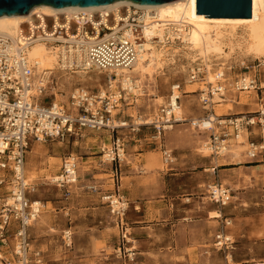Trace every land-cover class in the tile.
I'll use <instances>...</instances> for the list:
<instances>
[{
  "label": "built area",
  "instance_id": "2783aa9c",
  "mask_svg": "<svg viewBox=\"0 0 264 264\" xmlns=\"http://www.w3.org/2000/svg\"><path fill=\"white\" fill-rule=\"evenodd\" d=\"M147 15L144 9L136 6L122 7L114 12H80L74 16L58 14L51 17L34 15L32 22L22 25L17 36L0 33V264H47L45 253L31 248L30 229L39 217L44 206L36 202V188L27 183L25 176L26 158L32 144H46L51 141L61 143L79 140L85 132L107 133L112 139L111 164L114 186L112 194L103 200L111 214L124 224L129 209L128 201L117 194L121 181L122 161L120 150L125 151L121 130L132 128L126 121L125 108L133 106L136 97L133 86L125 88L118 83V69H132L143 50V26ZM49 47H65L73 56L68 63V71H98L104 73L106 88L104 94L91 92L80 86L74 88L66 101H42L40 96L31 93L34 70L28 61V49L35 43ZM69 65H71L69 67ZM263 64L254 65L255 69ZM248 78V79H247ZM241 76L230 84L237 92L259 91L257 78ZM226 76H216L208 86L209 98L201 100L204 107L216 104L211 101L215 94L226 97L228 90ZM192 83H205L203 70L193 71ZM184 92L180 84L171 86L166 105L159 110L157 119L151 125L158 131L154 139L162 152L163 163L171 166L175 155L161 145V129L179 124L185 120L177 118L176 108L181 106ZM218 104V103H217ZM208 110V111H209ZM213 111V109L211 110ZM209 119V115L205 117ZM208 121V120H207ZM214 125L199 119L191 122L200 133L208 134L207 146L213 157H223L230 149L232 140L246 132L248 156L254 162H264V105L254 113L241 117H219ZM208 125V126H207ZM141 127L147 124L138 125ZM106 148L102 149L103 158ZM108 150V149H107ZM80 158L71 154L62 160L60 172L51 184L64 189L65 194L79 181ZM89 191H99L96 186H88ZM210 201L220 209H225L233 199L232 191L216 183L209 186ZM220 229L215 238L219 251H229L234 242L227 229L232 225L229 218H221ZM126 238V237H125ZM65 248L73 249V233L64 232ZM58 264H72L70 260Z\"/></svg>",
  "mask_w": 264,
  "mask_h": 264
},
{
  "label": "rangeland",
  "instance_id": "374dc122",
  "mask_svg": "<svg viewBox=\"0 0 264 264\" xmlns=\"http://www.w3.org/2000/svg\"><path fill=\"white\" fill-rule=\"evenodd\" d=\"M166 50L170 53L177 52L174 60L170 61L160 73H155L151 78L148 77L144 81L145 96H136L133 99V106L125 108L124 116L132 128L121 130L120 136L124 141L125 152L128 157L126 145L133 139L147 140L151 144L159 141L158 139H154L158 131L153 125L141 127L139 132L137 131L138 125H140V122H146L151 119L152 122H155L159 110L168 102L171 86L180 84L183 92L190 90L192 85H194L193 88L195 89L208 87L206 85L208 84L207 73L203 69L205 83L188 84L193 71L188 64V59L184 55L179 41L174 46L168 43ZM243 62L244 64L240 61H231L232 69L225 73L228 80V90L224 98L226 102L214 104L211 107L213 111L203 109L204 105L199 97L200 92L196 94H183L181 105L185 110V121L173 124L172 129H165L166 126L161 129V145L174 153L176 158L175 163L169 167L164 165L159 144H154L153 149L145 147L147 152H153L157 155L159 159L157 169L160 168V171L168 174L183 173L188 175L200 169L197 166L199 159L206 158L214 162L216 157H213L209 150L206 151V154L201 151L203 143L208 141V134L197 132L191 125L193 120L207 117L217 111L224 114L222 117H241L242 115L258 111L260 106L264 105V88L252 94L237 92L230 88V84L241 76L256 77L259 85H264V66L262 65L257 69L253 68L255 67L254 65L262 63L261 60L244 58ZM194 68L198 70L203 67L195 66ZM98 73V71H91L87 77V81L84 83L78 82L80 80L78 76H74L70 82L60 79L62 77L60 74L62 73L53 76V83L44 93L42 101L44 99L46 102L54 101L55 96L52 95L55 93L54 89L60 95L64 94L66 99L74 88L79 87L78 85L86 87L91 92L105 89V76L103 74L98 75ZM66 99L61 100L60 98L59 101H66ZM229 100L236 103L233 108H231L232 106L229 107V105L233 104ZM239 102L245 103L246 106L237 105ZM60 143L59 141H51L41 144V147L44 151H47V154L37 158H34L30 154L32 144L27 154L26 167L29 166L30 170L33 167L37 168L34 172L35 180L29 182L36 188V193L33 197L35 200L42 201L45 205L41 212L42 219H39L30 229L31 248L43 251L47 264H58L66 260H70L72 264H142L143 260L138 255L141 251L140 247L128 241V238L134 241L132 232L128 231L127 225L130 206L124 218V224H121L111 214L108 204L103 200L105 195L112 194L117 189V186H114L111 164L109 162L105 163L102 152L103 148L111 149L112 139L105 132H85L84 137L79 140H70V142L62 143V146ZM154 148L157 150L155 151ZM71 154L80 158L79 183L70 188L69 191L71 193L67 195L64 189L52 185L50 178L47 180V170L50 167V159H58L61 168L62 160ZM126 166L122 163V176L126 170ZM82 167L85 169V173L81 172ZM135 169L138 171V166ZM169 169L172 170L170 171ZM59 172L60 169L54 175H57ZM204 174H208L210 178L213 177V173L211 172ZM263 175V168L259 173L253 171L250 177H245L241 172L232 173L229 177L231 181L223 182L225 186H229L233 190L232 194L235 197L232 199L231 204L223 210L224 218L235 219L231 220L232 225L229 227L231 233H228L232 237L234 244L229 251H219L215 247L217 232L211 241L206 242L203 246V256L215 257L220 260L225 259L228 264H264ZM239 177L244 179V188L249 192L243 198L239 196V193L244 192L239 182H237ZM200 179L203 181L205 177L202 176ZM167 180L169 182V179ZM117 184L121 187V181ZM208 184L203 187V196L206 198L205 202L207 204H213L209 198V186L212 184ZM91 185L96 186L99 191L92 192L87 190L86 188ZM182 187L186 186H178L174 193L168 192L169 196L173 195L175 201H178V203L182 199H185V203L183 204L189 205L192 203L191 198L198 197L199 195L193 193L190 189L185 190L188 191L186 193L182 190ZM169 188L171 189V187ZM117 194L124 197L121 193V188ZM240 206H243L244 212L240 210ZM216 207L218 208V206ZM158 214L159 220L156 222L158 224L166 223L167 221L162 220L163 212L159 211ZM215 215L216 213L212 216ZM243 216L246 219H243ZM185 217L176 216L171 222L179 224L192 221L191 213H188ZM255 229L258 230L255 231ZM67 230L73 233L72 251L65 248L63 241L64 232ZM132 247L136 248V250L132 251L135 253L134 261L131 259L132 254L130 250H132ZM230 255L233 262H230L228 259Z\"/></svg>",
  "mask_w": 264,
  "mask_h": 264
},
{
  "label": "bare ground",
  "instance_id": "6f19581e",
  "mask_svg": "<svg viewBox=\"0 0 264 264\" xmlns=\"http://www.w3.org/2000/svg\"><path fill=\"white\" fill-rule=\"evenodd\" d=\"M136 6L137 8L144 9L146 12V19L143 26V38L144 47L138 54V60L134 64L132 69H118L116 74L118 83H122L125 88L130 86L134 87L136 96H145L144 81L149 77L151 78L155 73H160L164 67L174 60L176 51L170 53L166 50L167 44L171 43L172 46L179 41L182 45L184 55L188 59V64L192 71H195V66L203 67L200 70H204L207 73V80L209 83H214L216 76H221L227 71L232 69L231 61H240L244 64V58H253L255 60H261L264 66V0H253V15L250 19H214L206 18L205 15H197V0H181L173 3H168L160 6L142 7L133 2L122 1L116 2L105 7L95 8H72L57 10L49 6H38L34 8L28 15L25 16H13L0 18V33L15 37L18 35L22 25L26 22H32L34 15L39 17H51L58 14H67L68 16H74L80 12H102L110 13L114 12L118 14L122 7ZM28 61L29 64L35 68L33 76V87L31 93L40 96V90L47 91L49 86L53 83V76L59 73L65 82H70L74 76L80 77L79 83L87 81V77L91 71H68V63H72L73 56L69 55L65 47H49L44 43H35L28 49ZM223 60L222 62H220ZM219 62V63H216ZM71 65H69L70 67ZM104 73L99 72L98 75ZM247 78V77H246ZM90 79V78H88ZM248 79V78H247ZM228 81V80H226ZM188 84L192 83L190 80ZM80 86V85H78ZM184 93L199 95L201 100L209 98L208 87H201L200 89L193 88ZM83 89L86 87L80 86ZM78 88V87H76ZM264 88V85L261 86ZM55 101L66 99V96L60 95L56 89ZM104 89L101 90L104 94ZM254 90H250L247 93L252 94ZM227 91L224 93L226 96ZM44 95V92H43ZM213 103L226 102L222 99L221 95L215 94L214 98H210ZM67 100V99H66ZM230 101V100H229ZM229 107L233 108L236 104L234 101ZM237 105L246 106L245 103L239 102ZM204 110H209V106L203 107ZM185 110L183 106H179L175 110L177 118L184 119ZM224 114L217 111L214 114L209 115V119L199 118L207 122V124L214 125L213 122L217 121L219 117ZM199 119L193 120L195 123ZM208 120V121H207ZM152 119L146 122H140V124L151 125ZM208 126V125H207ZM172 126H166L165 129H172ZM246 132H242L238 139L232 140L229 151L222 157V163H226L231 160L235 164H242L246 161H253L248 154V145ZM62 146V143H60ZM108 149V148H107ZM105 150V163L111 161L113 155L110 149ZM207 143H203L201 151L203 153L208 151ZM30 154L37 158L39 156H45L47 151H44L41 144H33ZM121 161L127 165L129 157L126 152L120 150ZM50 167L47 170L48 177L51 182L55 179L56 171L60 169V162L58 159H50ZM221 163V164H222ZM29 165V164H28ZM257 172L259 167L254 168ZM37 168L33 167L31 170L25 166L26 182H32L35 180L34 172ZM81 172L85 173V169L82 167ZM79 183V181H77ZM77 184L73 185L76 186ZM72 188V187H71ZM36 202H40L36 200ZM42 206L45 205L42 202ZM214 218H220V214L216 213ZM39 219H42L41 214L32 223L36 224ZM129 243H135L132 239L128 238ZM136 250L132 247L131 259L134 261ZM230 262H233L232 256L228 257Z\"/></svg>",
  "mask_w": 264,
  "mask_h": 264
},
{
  "label": "crops",
  "instance_id": "0c3cea01",
  "mask_svg": "<svg viewBox=\"0 0 264 264\" xmlns=\"http://www.w3.org/2000/svg\"><path fill=\"white\" fill-rule=\"evenodd\" d=\"M147 142V140L133 139L126 145L130 162L123 172L120 187L121 193L129 202L128 231L132 232L135 244L141 249L138 255L143 260L142 264H228L225 259L203 256V246L219 231L220 218L224 217V209H218L215 204L205 202L203 187L208 183L212 185L221 183L233 192L223 183L231 181L229 177L232 173L241 172L245 177H250L253 171L257 172L255 167L260 168L258 173L262 168L264 170V162L246 161L238 165L231 160L222 163V157L214 159V162L201 158L197 163L200 167L197 172L188 175L168 174L160 171V168L157 169L159 166L157 155L145 149V147L153 149L155 143ZM136 166L138 171L135 169ZM204 167L206 168L203 169ZM210 172L213 173L212 178L204 174ZM202 176L205 177L203 181L200 179ZM237 182L244 191L239 193V196L246 197L249 192L244 188V179L239 177ZM180 185L186 186L182 187V190L190 189L199 196L191 198L192 203L189 205L183 204L185 199L178 203L173 195L169 196L168 192L174 193ZM262 199L264 204V180ZM240 210L245 211L243 206H240ZM159 211L163 212L162 220L167 221L166 223L156 222L159 220ZM219 212L220 218L212 216ZM188 213L192 214L191 222L179 224L171 222L176 216L186 218ZM242 218L246 219L245 216ZM230 231L231 229L228 228L227 233H231Z\"/></svg>",
  "mask_w": 264,
  "mask_h": 264
},
{
  "label": "water",
  "instance_id": "95a60500",
  "mask_svg": "<svg viewBox=\"0 0 264 264\" xmlns=\"http://www.w3.org/2000/svg\"><path fill=\"white\" fill-rule=\"evenodd\" d=\"M122 1L153 7L181 0H0V18L25 16L38 6L63 10L105 7ZM197 15L214 19H250L253 15V0H197Z\"/></svg>",
  "mask_w": 264,
  "mask_h": 264
}]
</instances>
